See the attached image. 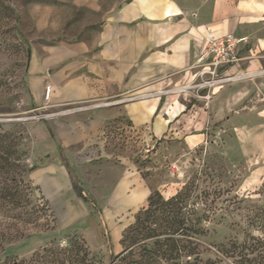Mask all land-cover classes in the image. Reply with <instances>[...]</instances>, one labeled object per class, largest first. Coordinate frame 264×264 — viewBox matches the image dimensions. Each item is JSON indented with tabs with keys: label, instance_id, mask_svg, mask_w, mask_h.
I'll return each instance as SVG.
<instances>
[{
	"label": "crops",
	"instance_id": "1",
	"mask_svg": "<svg viewBox=\"0 0 264 264\" xmlns=\"http://www.w3.org/2000/svg\"><path fill=\"white\" fill-rule=\"evenodd\" d=\"M69 3L85 20L32 46L23 97L41 115L27 122L29 180L66 225L90 215L86 196L120 214L148 204L155 187L121 138L156 148L157 168L170 162L179 170L195 149L215 143L211 134L229 111L264 110V0ZM227 33L247 42L222 75L250 88L231 97L217 85L209 100L206 91H181L193 82L206 41ZM166 147L182 151L165 155Z\"/></svg>",
	"mask_w": 264,
	"mask_h": 264
},
{
	"label": "rangeland",
	"instance_id": "2",
	"mask_svg": "<svg viewBox=\"0 0 264 264\" xmlns=\"http://www.w3.org/2000/svg\"><path fill=\"white\" fill-rule=\"evenodd\" d=\"M84 15L69 0H0V127L2 132L15 136L22 148L29 142L27 122L41 118L34 117L40 114L23 103L31 48L62 38L58 33L73 24H82ZM260 36L264 39V34ZM251 84L233 79L223 83V90L234 97ZM236 109L228 112L229 118H224L219 132L211 134L215 143L186 156L183 169L178 170L170 162L157 168L152 156L156 148L148 147L150 153H146L147 147L143 149L136 141L120 140L132 165L155 187L153 192H160L165 199L181 195L178 203L185 218L186 235H174L175 244L194 242L199 251L195 259L180 249L179 260L183 264H207L208 258L215 257V246L231 240L243 241L249 232V215L263 203L264 196L259 192L264 183V110L237 114ZM163 151L169 155L182 149L166 147ZM23 157L27 169L34 168L29 153ZM32 189L31 206L35 212L29 215V223L21 225L29 236L11 243L0 254L3 258H28L57 244L60 255H90L80 264H156L154 259L143 256L147 242L128 249L129 241L122 242L139 210L110 212L86 196L90 215L86 212L83 220L66 225L33 184ZM194 229L200 232L195 234Z\"/></svg>",
	"mask_w": 264,
	"mask_h": 264
},
{
	"label": "trees",
	"instance_id": "3",
	"mask_svg": "<svg viewBox=\"0 0 264 264\" xmlns=\"http://www.w3.org/2000/svg\"><path fill=\"white\" fill-rule=\"evenodd\" d=\"M27 152L28 149L22 148L15 136L2 132L0 127V254L14 241L29 236L26 228L21 227L29 223V215L35 212L31 206L33 189L29 180L33 168L27 169L23 162ZM259 194L264 196V183ZM180 197L177 194L165 199L158 191L151 193L148 205L139 210L134 223L123 234V244L128 241L131 244L126 249L133 244L147 242L143 256L154 259L156 264H183L179 260L180 249L187 250L198 259L197 243L175 244L174 235H186L185 218L178 203ZM247 226L249 232L243 241L231 240L215 246V257L208 258L206 263L264 264V200L252 210ZM194 230L195 234L200 232ZM60 254L59 246L53 244L28 258H3L0 255V264H80L90 256Z\"/></svg>",
	"mask_w": 264,
	"mask_h": 264
},
{
	"label": "built area",
	"instance_id": "4",
	"mask_svg": "<svg viewBox=\"0 0 264 264\" xmlns=\"http://www.w3.org/2000/svg\"><path fill=\"white\" fill-rule=\"evenodd\" d=\"M246 42L247 37H240L234 33L208 39L193 66L195 70L193 82L181 87V91L205 90L206 93L201 96L209 100L213 94L212 90L217 85L237 79V76H224L222 72L223 69L235 65L241 60V46ZM34 117L40 118L41 115ZM149 148L147 147L145 151L150 152Z\"/></svg>",
	"mask_w": 264,
	"mask_h": 264
}]
</instances>
